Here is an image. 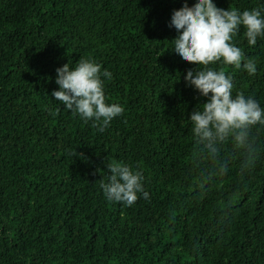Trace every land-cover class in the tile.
<instances>
[{
	"label": "trees",
	"instance_id": "1",
	"mask_svg": "<svg viewBox=\"0 0 264 264\" xmlns=\"http://www.w3.org/2000/svg\"><path fill=\"white\" fill-rule=\"evenodd\" d=\"M213 2L264 19V0ZM184 3L0 0V264H264V126L251 129L248 171L229 141L226 174L205 179L215 166L188 116L208 98L184 79L203 66L171 50ZM245 31L230 41L241 68L209 67L264 109V36L250 45ZM80 59L112 74L101 75L105 103L123 108L103 132L52 96L56 69ZM109 162L140 171L149 199L107 200Z\"/></svg>",
	"mask_w": 264,
	"mask_h": 264
},
{
	"label": "clouds",
	"instance_id": "2",
	"mask_svg": "<svg viewBox=\"0 0 264 264\" xmlns=\"http://www.w3.org/2000/svg\"><path fill=\"white\" fill-rule=\"evenodd\" d=\"M241 25L246 29L244 34L250 45H255L257 38L264 36V19L260 10L240 13L236 9L220 8L213 0H196L192 6L185 0L181 8L174 10L170 23L178 33L172 39L174 46L171 50L182 60L197 65L196 69L203 66L197 71L189 69L184 79L201 96L208 98L198 104L202 107L197 105L188 116L198 155L210 159L215 166L205 179L226 174L229 161L222 159L220 153L222 146L229 141L234 149L246 153L240 171L241 174L248 171L255 152L251 129L258 124L264 126V109L258 102L251 97L245 98L243 94L233 98L231 78L225 72L209 67L222 61L241 68L243 53L230 43ZM243 68L249 74L256 72V64L251 59L246 60ZM56 72L59 90H54L52 96L85 122L92 120L99 131L103 132L115 117L123 113L120 105L105 103L101 75L110 79L112 74L107 69L101 73L99 64L80 59L74 67L66 63ZM106 167L110 175L107 182L101 179L100 187L107 200L131 206L137 201L138 193L149 199L140 171H133L119 162H109Z\"/></svg>",
	"mask_w": 264,
	"mask_h": 264
}]
</instances>
